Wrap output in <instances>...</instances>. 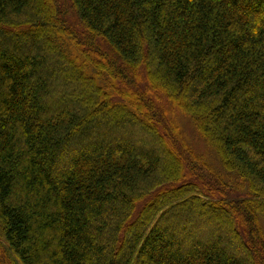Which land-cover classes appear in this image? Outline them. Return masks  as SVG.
<instances>
[{
	"label": "trees",
	"instance_id": "obj_1",
	"mask_svg": "<svg viewBox=\"0 0 264 264\" xmlns=\"http://www.w3.org/2000/svg\"><path fill=\"white\" fill-rule=\"evenodd\" d=\"M0 264H264V0H0Z\"/></svg>",
	"mask_w": 264,
	"mask_h": 264
},
{
	"label": "rangeland",
	"instance_id": "obj_2",
	"mask_svg": "<svg viewBox=\"0 0 264 264\" xmlns=\"http://www.w3.org/2000/svg\"><path fill=\"white\" fill-rule=\"evenodd\" d=\"M175 119L178 125H180L183 134L191 142L194 148L198 152L203 153L205 157H207L211 162H213V164H218V159L214 151L211 148L207 147L203 139L196 132L189 118L182 113H177Z\"/></svg>",
	"mask_w": 264,
	"mask_h": 264
}]
</instances>
